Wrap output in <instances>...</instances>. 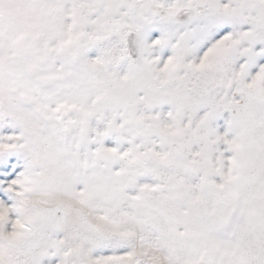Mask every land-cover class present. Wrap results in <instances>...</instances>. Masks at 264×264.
<instances>
[{
	"label": "snow or ice",
	"instance_id": "obj_1",
	"mask_svg": "<svg viewBox=\"0 0 264 264\" xmlns=\"http://www.w3.org/2000/svg\"><path fill=\"white\" fill-rule=\"evenodd\" d=\"M0 264H264V0H0Z\"/></svg>",
	"mask_w": 264,
	"mask_h": 264
}]
</instances>
